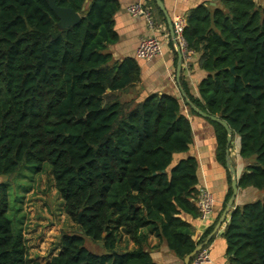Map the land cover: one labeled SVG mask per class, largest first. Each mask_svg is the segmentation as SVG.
Wrapping results in <instances>:
<instances>
[{"label":"trees","instance_id":"1","mask_svg":"<svg viewBox=\"0 0 264 264\" xmlns=\"http://www.w3.org/2000/svg\"><path fill=\"white\" fill-rule=\"evenodd\" d=\"M53 1L80 22L60 30L46 0H0V178L28 167L50 170L76 228L59 236L48 264H154L150 236L183 261L214 226L194 241L183 219L199 214L198 163L176 160L192 142L182 103L170 95L138 99L137 62L113 61L107 49L117 41L116 0ZM184 20L186 49L205 77L198 97L182 77L179 84L195 108L231 129L245 163L237 188L260 194L230 212L226 262L264 264V9L254 0H221L189 10ZM211 123L216 159L226 169L227 135ZM9 211V187L0 182V264H42L29 259Z\"/></svg>","mask_w":264,"mask_h":264},{"label":"crops","instance_id":"2","mask_svg":"<svg viewBox=\"0 0 264 264\" xmlns=\"http://www.w3.org/2000/svg\"><path fill=\"white\" fill-rule=\"evenodd\" d=\"M119 9L113 17L114 29L117 35V41L107 49L112 56L113 61L121 62L126 58L134 59L140 68L139 98L144 99L148 95H170L178 98L182 103L183 114L191 125L192 142L189 152L184 156H177L176 160L183 157H194L198 163V187L207 188L214 197L215 205L211 219L207 222H201L199 218L192 219L184 216L183 219L194 227V241H197L205 231L213 227L211 241L207 246L210 263L208 264H227L225 258V242L222 238V232L229 220L230 212L237 207L252 203L260 198V194L253 190L240 191L233 205L229 209L223 223L214 233V229L225 209L226 197L231 185V178L227 169L221 166L216 159V137L214 126L211 121L192 113L190 107L182 97L184 90L180 86L182 77L187 84L188 92L198 97V83L205 77V73L197 68L195 55L189 60L182 61L179 78L177 80V52L176 47L171 41L168 26L162 24L158 18L157 12L152 8L149 0H116ZM169 17L173 21L175 18H185L187 12L201 4L215 8L219 7L221 0H161ZM255 3L264 9V0H254ZM141 3L151 10L155 27L150 30L146 22L141 17H132L127 13V7L132 4ZM154 36L163 44V54L161 57L152 60H137L135 53L141 40ZM127 93V92H126ZM135 95V93H133ZM188 99V98H187ZM232 149L229 150V156L236 177L243 172L245 163L238 157V139L233 138ZM150 256L154 264H183L178 260L164 244L157 246V241L153 236L149 238ZM128 250L134 247L130 241L123 244ZM57 254L59 250L57 249ZM56 254V255H57ZM54 255V256H56ZM53 256V257H54ZM52 257V258H53ZM51 258V259H52ZM50 259V260H51ZM50 260L46 263L48 264Z\"/></svg>","mask_w":264,"mask_h":264},{"label":"rangeland","instance_id":"3","mask_svg":"<svg viewBox=\"0 0 264 264\" xmlns=\"http://www.w3.org/2000/svg\"><path fill=\"white\" fill-rule=\"evenodd\" d=\"M0 182L9 187L13 233L21 229L29 259L46 264L57 254L59 236L76 228L64 213L63 201L56 192L50 170L47 166L40 172L23 168L12 177L0 178Z\"/></svg>","mask_w":264,"mask_h":264},{"label":"built area","instance_id":"4","mask_svg":"<svg viewBox=\"0 0 264 264\" xmlns=\"http://www.w3.org/2000/svg\"><path fill=\"white\" fill-rule=\"evenodd\" d=\"M127 13L132 17H141L146 22L147 27L152 30L155 27L154 19L151 10L141 3L132 4L127 7ZM174 39L181 51L182 58L189 60L193 56L192 52L187 51L185 42L182 38L183 29L185 27V20L177 17L172 21ZM163 54L162 42L154 37L149 36L140 41L135 53L137 60H152L161 57ZM215 205V200L211 192L205 188H199L196 206L198 210V218L201 222H207L211 219ZM210 263V256L207 248H202L194 257L193 264H208Z\"/></svg>","mask_w":264,"mask_h":264},{"label":"water","instance_id":"5","mask_svg":"<svg viewBox=\"0 0 264 264\" xmlns=\"http://www.w3.org/2000/svg\"><path fill=\"white\" fill-rule=\"evenodd\" d=\"M155 2V5L156 7L158 8V10L162 13V15L164 16V19L166 21V24L168 26V30H169V33H170V37H171V41L172 43L175 45L176 47V52H177V57H178V62H177V74H176V78L178 80L179 78V74H180V70H181V65H182V61H183V58H182V54H181V51L174 39V33H173V25H172V20L171 18L169 17L163 3L161 0H154ZM46 3L48 5V7L54 12L55 16L57 17L58 19V23H57V28L60 29V30H66L67 28L69 27H72L74 25H76L77 23L80 22L81 20V16L76 13L75 11L71 10V9H67V8H60L58 7L55 2L53 0H46ZM84 10V8H83ZM116 94V93H114ZM182 97L185 99V102L187 103V105L190 107V109L197 115H199L200 117L204 118V119H207L211 122H214L218 125H220L224 131L226 132V158H225V167L229 173V176L231 178V185H230V188H231V196L230 198L228 199L227 203H226V206H225V209L214 229V233L218 230V228L221 226V224L223 223L229 209L231 208V206L233 205V202L237 196V193H238V188H237V177H236V173H235V170L232 166V163H231V159H230V156H229V146L231 144V141H232V131L231 129L228 127V125L220 120L219 118L217 117H214V116H211L209 114H206L200 110H198L197 108H195L191 103L190 101L185 97V94L182 93ZM212 235H209L206 240L199 244L189 255H187L184 259H183V264H189L190 260L202 249L204 248L207 243L209 242L210 238H211Z\"/></svg>","mask_w":264,"mask_h":264}]
</instances>
